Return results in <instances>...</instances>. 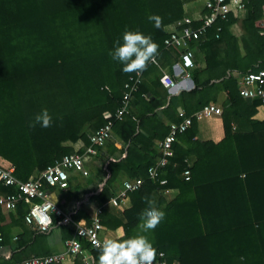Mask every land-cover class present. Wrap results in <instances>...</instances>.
I'll list each match as a JSON object with an SVG mask.
<instances>
[{
  "label": "trees",
  "instance_id": "obj_1",
  "mask_svg": "<svg viewBox=\"0 0 264 264\" xmlns=\"http://www.w3.org/2000/svg\"><path fill=\"white\" fill-rule=\"evenodd\" d=\"M188 1L194 0H0V157L13 166L16 179L26 182L73 153L65 143L82 140L87 146L88 135L106 123L103 113L114 115L122 106L124 86L136 75L123 72L124 65L113 60L110 53L117 40L123 42L126 30L139 31L159 45L158 66L149 63L141 73L131 107L122 120L114 121L113 131L126 149L120 150L116 162H107L105 171L98 169L94 174L108 175L101 189L91 196L100 208V224L115 232L119 241L145 235L157 255L162 253L168 262L264 264V208L247 201L246 196L253 197L251 192L245 195L243 206H235L227 191L237 185L245 190L256 180L264 189V136L257 139L231 133L233 116L251 119L264 105L260 100L242 99L238 92L239 77L264 70V0H244L243 18L229 15L225 21L218 20L204 37L189 44L194 57L202 55L205 66L200 68L194 62L190 70L194 88L171 97L159 78L162 71L171 72L179 51L165 49V28L183 18V6ZM150 15L162 18L161 28L148 19ZM233 25L242 31L240 38L230 33ZM192 26L197 28L199 23ZM220 93L225 94L221 114L225 138L218 144L199 142L194 114L215 102ZM179 106L183 116L192 119V125L177 136L170 164L152 182L147 170L159 156L156 143L168 134V121L182 120L176 111ZM44 109L52 118V126L30 127ZM256 124L255 130H264L262 123ZM251 150L254 160L249 158ZM111 152L118 150L112 146ZM186 169L189 180L182 177ZM239 172L245 174L244 180L235 175ZM121 173L143 183L129 193L130 207L118 218L103 205L118 195ZM161 180L166 183L159 185ZM47 188L66 198L63 208L79 187L68 178L65 189ZM166 189L178 191L168 202L157 194ZM13 193V188L0 184V196ZM148 200H154L155 207L166 215L155 230L145 233L139 225ZM28 208L27 203L20 202L13 213L0 210L1 245L10 242L11 225L21 229L13 249L17 250L8 260L0 257V264H20L17 258L29 248L33 256H49L42 244L51 233L59 236L63 249L72 238L74 228L70 224L56 225L48 234L28 231L23 226ZM91 216L81 205L71 218L89 224ZM82 245L92 258L91 264H99L100 248L86 241ZM73 262L82 264L81 257Z\"/></svg>",
  "mask_w": 264,
  "mask_h": 264
},
{
  "label": "built area",
  "instance_id": "obj_2",
  "mask_svg": "<svg viewBox=\"0 0 264 264\" xmlns=\"http://www.w3.org/2000/svg\"><path fill=\"white\" fill-rule=\"evenodd\" d=\"M186 4H184L185 15L179 21L167 26L166 38L163 41L165 49L175 48L179 51V62L172 66V71L178 70L176 75L162 71L159 78L160 84L167 91L173 90L177 83L176 78L190 79V70L194 68V54L188 48L189 44L204 37L207 31L215 25L218 20H226L229 15L239 19L245 13L244 0H205L202 6V15L197 19L190 17L186 13ZM194 21L199 22V26L194 28ZM219 31V29H217ZM151 63V62H150ZM158 66L156 58L155 63ZM141 82V73L130 77L125 84V93L122 98V106L114 115L108 112L103 113L106 123L95 132L88 135L89 144L87 146L80 144V149L73 147V153L64 156L61 161L56 162L53 166L47 167L44 171L33 174L26 182L16 179L13 175L14 168L8 162L0 157V184L5 187H11L15 190L13 194L0 196V210L7 213L16 211L20 202L29 205L27 213L24 215V223L31 231L39 234H48L56 225L70 224L74 230L72 238L64 243L62 252L49 256H31L21 262V264H53L62 263L67 259H76L81 257L82 264H91V256L83 249L82 241H86L91 247L98 248L97 244L103 243L104 227L100 224L98 214L100 209L94 211L91 222L88 224L84 219L74 222L71 216L78 210L79 206L74 207L71 213L66 212L62 208L59 201H51L43 189L45 183L48 187L65 189L68 185L69 172H78L86 176L84 170V162L86 158L95 157L108 141L113 139L114 121H120L123 115L130 107L133 93L138 90ZM239 96L245 100H260L264 103V70L250 72L238 79ZM221 114L220 108L214 105H208L194 114L197 119L201 116L210 114ZM182 119L179 123H170L168 126V134L163 140L156 143L157 154L155 165L148 170V176L152 182H155L162 169L170 164L171 158L174 156L173 144L177 141V136L186 132L192 125L190 117H184L179 112ZM190 167V164L188 165ZM184 180H189L190 172L188 169L183 171ZM143 183V180L126 179L121 183V190L118 195L110 200V203L117 205L118 200L128 198L129 193L137 191ZM165 180L159 181V185H164ZM101 187H99V190ZM98 190V191H99ZM37 200V202H32ZM54 219L57 223L54 224ZM1 240V239H0ZM87 258V260L85 259ZM74 263V262H73ZM155 264H177L176 261H166L162 253L158 254Z\"/></svg>",
  "mask_w": 264,
  "mask_h": 264
},
{
  "label": "crops",
  "instance_id": "obj_3",
  "mask_svg": "<svg viewBox=\"0 0 264 264\" xmlns=\"http://www.w3.org/2000/svg\"><path fill=\"white\" fill-rule=\"evenodd\" d=\"M204 1L205 0L188 1L186 4L187 5L186 6L187 15L194 18V20H197L202 15V6L204 4ZM244 15H245V13L243 14V16ZM196 23H199V22L194 21V24H196ZM233 26H235V32H233L234 29H232L230 31V28ZM233 26H231L229 28L230 33L233 36L240 38V36L242 35V31L240 30V28L237 25H233ZM178 62H179V59L173 65L177 64ZM194 62L200 68H204V66H205L202 55L197 54V57H194ZM165 72L169 73L170 75H176V73H178V70H175V72L172 70H171V72H168L166 70ZM175 82L177 83L175 88L173 90L167 91L171 97L172 96H178L181 92H188L194 88L193 82H192V86H190L189 79L176 78ZM224 100H225V94L220 93L217 97V100L215 102L209 103V105H214V106L220 108L222 111L223 110L222 104H223ZM178 109H181V107L180 106L177 107L176 111H178ZM221 114H214L213 113V114H210L207 116H201V117L196 119V122H197L196 139L199 142H208V143L218 144L224 140L225 132H224V128H223ZM160 115H162V114H160ZM256 123H262L263 127H264V105L263 104L257 108L256 114L254 116H252L251 119L233 116L232 120H231V133L235 136H237V135L238 136H246L247 138L254 135L253 138L258 139V137H259V139H260V136H262V135L264 136V130L259 129V128L257 130H255L254 127H258L257 126L258 124H256ZM169 124H170V122L168 121L167 125H169ZM86 132H89V130H86ZM261 139H263V138H261ZM112 142L113 143L108 142L102 148H100L97 156L86 158V160L84 162V170L87 172L86 176H84V175H82V173H78V172H73V171L69 172V178H71V180L73 181L74 186H77L79 188H78V190H74V192L72 193L75 195L74 199L69 201V204L63 206V208H64V210H66V212L71 213L74 211L75 206L85 205V208H87L92 213V216H93L94 211L100 209L91 200V196L95 192H98L99 187H102V185H103V183H105V180L107 179L108 175H107V173L106 174L98 173L96 176H94V174H96L98 169H102L105 171L106 167H107V162H109V161L116 162L119 159L120 150L126 149V146L120 142L119 138L114 133V131H113ZM262 143H263V141L260 142V144H262ZM80 144L85 145L82 140H78L75 143H65V145L70 146L71 148L75 147V148H79V149H80ZM111 144H113V145H111ZM243 145L244 146L246 145V147H248V149H252V146L251 145L248 146V143H245ZM112 146H114L118 150V152L112 153L111 152ZM155 150H156V148H155ZM80 151H82V150L80 149ZM262 153H263V151L260 153V156H262ZM254 157H255V152H253V150H251L249 152L250 160H254ZM194 161H195V156H194ZM250 172L253 174H256V175H259V173H261V171L260 172L259 171H257V172L250 171ZM235 175H238L239 180H244L245 174L239 172L238 174H235ZM258 178H259V176H258ZM118 179H119V183H120L119 190H121V183L124 180H126L127 178L125 177V174L121 173L119 175ZM89 180H91V183L87 182ZM259 181L260 180H256L255 182L253 181V183H251L249 185L250 186L249 188L245 187V190H243L244 188L243 189L239 188L240 185H237L232 189H228V190L225 189V190H227L228 193L232 195V197H231L232 203L235 204V206H239V207L243 206L245 201H246L245 195L247 193L251 192L253 194V197L246 196L247 201H249V202H251V203H253V204H255L261 208H264V189L258 183ZM47 187L48 186L44 183L43 189L45 190L46 194L48 195V197L51 201H59L62 205L64 204V202H66L65 197L59 196L57 194L56 190L55 191L48 190L49 188H47ZM157 194H158V196H161L160 197L161 199H164L165 201L168 202L177 196L178 191L176 189H166V190H164L160 193H157ZM215 201L221 203L220 199L218 200L216 198ZM223 202H225V200ZM129 207H130L129 197L124 199V200H118L117 205H113L112 203H110V201L103 205V208L105 210H107L108 212H110L111 214L115 215L118 218H121L123 211ZM9 222H10V219L7 220L5 225H7ZM23 226L28 231H31V229L25 223H23ZM20 233H21V229L19 227L11 225L10 237H9L10 242L5 244V245L0 244V257L2 259L8 260L11 256L12 252L17 250V249L16 250H13V249L17 247V242H16L17 238L16 237L18 235H20ZM103 236L105 238L115 239L116 235H115V232L105 229V231L103 232ZM31 249L29 248L28 250H26V253L19 255V257L17 259L20 261V264H21V262H23L27 258L34 255V253H32ZM42 250H44V251L49 250L50 255L57 253V252H61V251H63V242L61 241L59 236H55L51 233V235H49L47 237L46 242H44L42 244ZM12 264H15V263H12ZM60 264H73V262H72V260L67 259Z\"/></svg>",
  "mask_w": 264,
  "mask_h": 264
},
{
  "label": "clouds",
  "instance_id": "obj_4",
  "mask_svg": "<svg viewBox=\"0 0 264 264\" xmlns=\"http://www.w3.org/2000/svg\"><path fill=\"white\" fill-rule=\"evenodd\" d=\"M150 21H154L156 28H161L162 18L150 15ZM120 40L115 42V50L110 53L113 60L121 62L125 73L140 74L147 70L149 63H155L158 55L159 45L151 36H146L139 31L126 30ZM40 124L41 127L52 126V118L47 109L42 110L35 117L30 127ZM148 207L141 213L139 227L143 232L155 230L165 218V213L155 207L154 200H148ZM100 248L99 264H155L157 250L153 243L145 235H137L132 238L119 241L117 239L105 238ZM87 260V258H85Z\"/></svg>",
  "mask_w": 264,
  "mask_h": 264
},
{
  "label": "rangeland",
  "instance_id": "obj_5",
  "mask_svg": "<svg viewBox=\"0 0 264 264\" xmlns=\"http://www.w3.org/2000/svg\"><path fill=\"white\" fill-rule=\"evenodd\" d=\"M241 18H243V16H242ZM232 29H234L233 32H235V26L231 27V28H230V31H231ZM237 34H238V33H237ZM189 164H191V163H189Z\"/></svg>",
  "mask_w": 264,
  "mask_h": 264
},
{
  "label": "water",
  "instance_id": "obj_6",
  "mask_svg": "<svg viewBox=\"0 0 264 264\" xmlns=\"http://www.w3.org/2000/svg\"><path fill=\"white\" fill-rule=\"evenodd\" d=\"M189 81H190V86H192V81L190 79H189ZM181 111H182L181 109H178V112H181Z\"/></svg>",
  "mask_w": 264,
  "mask_h": 264
}]
</instances>
